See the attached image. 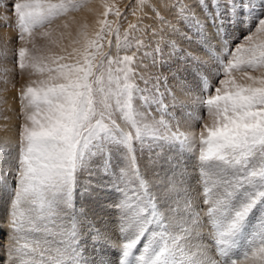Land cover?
<instances>
[{
    "label": "snow or ice",
    "instance_id": "snow-or-ice-1",
    "mask_svg": "<svg viewBox=\"0 0 264 264\" xmlns=\"http://www.w3.org/2000/svg\"><path fill=\"white\" fill-rule=\"evenodd\" d=\"M81 6L82 0H12L16 41L26 45V36L32 37L36 29ZM145 6L144 0H138V9L142 11ZM101 7L102 11L94 13L91 31L88 23H78L75 37L68 34L72 47L67 55L44 57L35 44V55L29 54L27 46L13 49L12 59L21 70L36 67L45 59L54 60L56 67L48 68L47 79L37 86L30 84L18 93L21 123L17 125L15 188L7 215L0 216V264H94L84 255L87 249L75 223L77 215H83L74 207L82 171L97 172L98 184L92 186L93 190L112 188L122 197L114 204L121 214L119 232L123 241L116 246L119 256L115 264H181L178 256L186 255L182 241L198 249L187 256V264H238L233 256L242 246L247 251L239 264H264V216L258 227L249 231L257 213H264V15L254 16L255 31L250 28V34L234 49V42L218 44L223 52L215 57V73H210L218 86L205 81L202 92L208 94L199 101L211 123H204L199 134L162 135L157 134L155 125L145 123L147 115L134 107V98L145 91L137 81L146 88L149 85L138 71L142 61L136 53L118 54L131 47V39L139 47L138 36L143 33H136L138 25H129L121 40L119 26L113 27L114 22L108 20L110 13L120 17L121 11L103 0ZM253 8L245 0H225V11L213 17L215 27L226 29L233 16H240L245 9L251 15ZM5 26L10 25L5 22ZM153 35L160 36L155 41L153 63L158 55L160 65L167 66L160 45L168 42L159 31ZM113 37L116 56L104 50L106 44L112 47ZM212 38L220 40L216 33ZM4 48L6 54V44ZM189 59L199 70L198 59ZM39 70L44 72L45 68ZM257 70L260 74L253 75ZM234 72L242 73L246 82L239 83ZM166 81L157 76L153 87L158 92L159 84ZM156 123L163 125V121ZM177 142L181 149L198 150L201 170L228 174L223 187L231 190L204 201L208 205L203 214L207 223L199 213L182 219L180 224L160 214L157 201L176 191L174 184L157 196L148 194L150 189L143 179L139 187L144 191L129 189L127 170L116 171L111 163V157L118 154L134 170L138 150H164ZM93 162H98L95 170ZM171 215L175 217V211ZM65 220L71 227L64 224ZM183 225H188L187 229ZM90 227L94 250L97 246L101 250L115 246L106 229ZM204 227L210 228L207 248L193 244L203 238L200 230ZM177 231L185 235H177ZM217 252L218 259L208 254ZM98 264L106 262L100 260Z\"/></svg>",
    "mask_w": 264,
    "mask_h": 264
},
{
    "label": "rangeland",
    "instance_id": "rangeland-1",
    "mask_svg": "<svg viewBox=\"0 0 264 264\" xmlns=\"http://www.w3.org/2000/svg\"><path fill=\"white\" fill-rule=\"evenodd\" d=\"M103 2L115 5L122 13L120 17H116L111 13L108 16V20L114 22L113 27L119 26L121 40L124 39V33L129 29V25H138L136 33H143V35L138 36L141 41L139 47H137V41L131 39L130 34L131 47L126 50H120L118 54L122 57L126 54L132 55L136 53L139 61H142L138 71H141L145 79L149 80V85L146 88L143 82L137 81L139 87L145 89V91L134 98L133 103L139 113L147 115L145 123L155 125L157 134H199L204 123H211L206 109L201 107L199 101L202 96L208 94L202 92L205 81L213 87L218 86L212 75H210V73H215L216 71L215 65L217 61L215 57L223 52V49L218 47V44L224 41L234 42L231 44L234 49L236 43L243 42L244 37L250 34V28L255 31L253 26L254 16L264 15V3H262V0H245V3L254 5L251 15L248 9L242 10L240 16L232 17L231 24L226 29H217L215 27L217 21L213 19L214 16L220 17L221 13L225 11V0H144L146 6L142 11L137 8L138 0H103ZM11 4L12 0H0V132L14 133V142L12 141L11 145L7 142L0 144V187L5 186L6 188L4 192L8 198L6 199L8 200L7 211L10 209L15 188V164L18 151L17 125L21 123V102L18 98V93L30 84L34 87L37 86L39 81L47 79L49 75L47 69H55L56 67L54 60L45 59L42 64L37 63L36 67H27L21 70L18 67V62H14L12 59L13 49L27 46L30 50V55L36 54L35 49L40 50L39 54L44 57L67 55L72 47L68 34L71 33L75 37L78 23H88L89 31H91L94 13L103 10L101 0H82V6L79 9L54 19L50 25L44 28L36 29L32 37L26 36L28 43L24 45L23 42H17L15 39L17 29L14 23L15 17L11 11ZM185 9L187 10L185 11ZM5 22L10 26H5ZM65 24L68 27H64ZM206 24L214 27L213 33H216L220 40L209 37L208 32H206ZM154 31H159L160 35L164 37V41L168 42L165 44L162 41L160 45L164 49L167 66L160 65L158 55L155 57L156 63H153L155 41L160 39V36L153 35ZM44 32H48L49 35L44 36ZM5 44L7 45L6 54ZM33 44H35V49H33ZM104 50L106 52L110 51L113 56L117 55L115 37H113L112 47L109 48L106 44ZM169 52H172L171 56L168 55ZM190 56L198 59L201 65L199 70L196 62L189 59ZM40 67H44L45 71L41 72L39 70ZM260 71H253L252 74L259 75ZM52 74L54 75L55 73L53 72ZM233 75L236 76L239 83L246 82L242 78V73L234 72ZM157 76L161 80L167 78L166 83L161 82L159 84L158 92L153 87ZM173 96L175 100H173ZM159 121H163V125H167V129L163 125L156 123ZM118 122H120L119 118ZM191 152L198 157V150ZM159 153H161V149L158 148L151 150L145 148L143 151L138 150L136 152L135 169L133 170L130 166L132 168V176L136 181V183L135 181L132 183V189L144 191L139 187V180H144L140 171L141 158L145 155L148 157L147 159L154 158ZM115 156L116 159L117 157L120 158L118 154H115ZM120 161H122L121 158ZM113 162L114 156L111 157V163L113 164ZM256 166L258 167V164ZM91 167L93 170L97 169L98 162H93ZM96 173V171H82L79 181L85 186ZM81 175H84V177ZM198 178L195 197H197L198 190L202 186L207 191H214L208 189L200 177ZM220 183L223 185V180ZM148 188L150 189L149 186ZM109 189L113 190L112 188ZM128 195L131 196L132 192H129ZM211 197L218 198V196ZM129 203H135V200H129ZM198 204L200 202L195 203V205ZM191 211L189 212L191 213ZM208 243H211L210 239ZM187 256V254L185 257L178 256V259L187 263Z\"/></svg>",
    "mask_w": 264,
    "mask_h": 264
},
{
    "label": "bare ground",
    "instance_id": "bare-ground-1",
    "mask_svg": "<svg viewBox=\"0 0 264 264\" xmlns=\"http://www.w3.org/2000/svg\"><path fill=\"white\" fill-rule=\"evenodd\" d=\"M207 25L208 24H206V26ZM213 30L214 27L207 26L206 28V32H208L209 37L211 38ZM13 140V132H0V144L7 142L11 145ZM191 151L192 150L181 149L179 144H176L175 147L161 150V153H159V155L155 156L154 158L147 159L148 157L146 155L141 158V176L144 177V180L150 187V192L148 193L149 195L157 196L158 194L166 193L167 189L172 187L173 184L176 187V191L170 193L166 199L158 200L157 205L160 214L167 216L169 219L175 218L178 224L181 223L182 219H188L189 216L194 217L197 213H199L203 218V214L208 208V205L204 202L205 199H216L211 196H219L221 192L225 190H231L230 188L225 189L220 183L224 176L228 175L227 173H222L217 170H201L197 156ZM113 156L114 162L112 165L115 166L116 171H119L121 168L127 170V176L125 178L126 187L132 189V183L135 181L131 173L132 168L125 161H120V158L117 157L116 159V156ZM81 176L84 177V175ZM198 177H200L201 181L208 189L214 191H207L205 190L206 188L202 186V188L198 190L197 197H195L194 194H196L197 190L196 181L199 179ZM230 178L231 177L229 176V179ZM98 179V174L96 173L91 177L89 183H87L85 186H83L79 181V190L74 196V207L77 213H83V215H77L75 223L78 231L80 232L82 241L87 249V251L84 253L86 258L89 261H93L94 264H98L100 260L105 261L106 264H115L119 256L118 248L116 246L120 245L123 241L120 238L119 232L121 227V214L120 211L114 207V204L122 197L116 191L110 190L109 188L97 187L96 190H93L92 186L98 184ZM108 183L109 181L106 180L105 184ZM4 191H6L5 186L0 187V216H6L8 213V200H6L8 198ZM196 202H200V204L195 205ZM136 203L137 202L135 201V203L132 204L135 205ZM141 207H143V205H141ZM190 210H192L191 213L189 212ZM173 211H175V217L171 215ZM261 216H264V213L258 212L256 218L252 220V224L249 229L250 232L254 231L255 228L258 227ZM56 223L59 225L60 222L57 221ZM205 223H207L206 218ZM64 224L67 227H71V224L67 220L64 221ZM90 226L106 229L107 234L112 238L113 244L115 246H106L103 250L97 246L94 250L91 243V238L89 236L90 231H92V227ZM187 227L188 225H183L184 229H187ZM200 231L204 235L203 238L200 241H194L193 244L199 243L207 248L210 245L208 243L209 238L207 236L210 228L204 227ZM176 234L181 236L185 235L183 231H177ZM4 239L5 242H7L8 238L5 237ZM249 239H251V236H249ZM181 247L184 248V252L188 256L191 255L192 252L198 251L196 247L189 245L186 241L181 242ZM245 250L247 251V247L242 246L239 249V253L233 256L234 259H237L238 264L239 261L243 259V252L241 253V251ZM135 254L139 255L138 252ZM208 254L212 255L213 258H219L218 252ZM25 259H27V257H25ZM181 264L187 263L181 261Z\"/></svg>",
    "mask_w": 264,
    "mask_h": 264
}]
</instances>
